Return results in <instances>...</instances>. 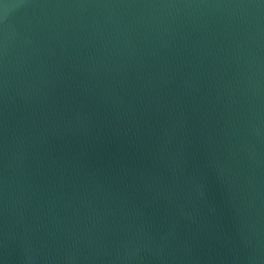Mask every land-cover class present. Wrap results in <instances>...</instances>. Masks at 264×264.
<instances>
[{
    "label": "water",
    "instance_id": "95a60500",
    "mask_svg": "<svg viewBox=\"0 0 264 264\" xmlns=\"http://www.w3.org/2000/svg\"><path fill=\"white\" fill-rule=\"evenodd\" d=\"M0 264H264V0H0Z\"/></svg>",
    "mask_w": 264,
    "mask_h": 264
}]
</instances>
